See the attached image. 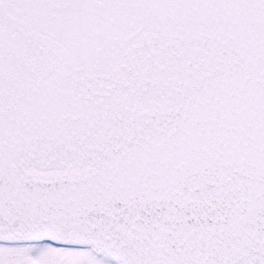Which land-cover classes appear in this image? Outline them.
I'll return each instance as SVG.
<instances>
[{
  "label": "snow or ice",
  "instance_id": "obj_1",
  "mask_svg": "<svg viewBox=\"0 0 264 264\" xmlns=\"http://www.w3.org/2000/svg\"><path fill=\"white\" fill-rule=\"evenodd\" d=\"M0 264H264V0H0Z\"/></svg>",
  "mask_w": 264,
  "mask_h": 264
}]
</instances>
